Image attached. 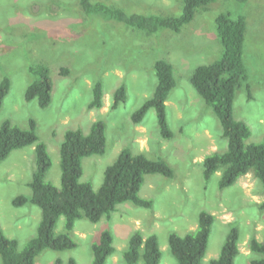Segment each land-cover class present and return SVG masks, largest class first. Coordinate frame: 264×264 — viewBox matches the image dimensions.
<instances>
[{
	"label": "rangeland",
	"instance_id": "374dc122",
	"mask_svg": "<svg viewBox=\"0 0 264 264\" xmlns=\"http://www.w3.org/2000/svg\"><path fill=\"white\" fill-rule=\"evenodd\" d=\"M94 1L129 14L149 12L175 17L181 10V0ZM221 13L233 18L241 15L246 20L244 65L248 79L236 92L234 118L250 130L245 146L259 144L264 140V0L245 4L217 0L196 11L193 21L179 33L165 30L151 35L114 20L86 15L79 0H0V82L5 77L11 82L0 109V127L10 121L27 130L29 121H35L39 142L46 145L52 162L45 177L47 183L61 186L59 148L65 134L81 131L88 135L99 119L106 125L105 153L82 160L81 183H89L98 191L106 168L125 149L150 160L162 159L174 173L172 179L144 177L139 196L153 202L151 209L125 203L110 219L103 218L97 224L78 220L69 233L77 247L65 252L45 250L35 264H54L57 259L67 264L70 258L76 264H91V247L107 230L113 237L115 253L106 264H125L123 253L135 232L144 237L155 234L162 254L160 264H176L168 236L193 233L202 211L215 220L200 264H210L219 256L232 229L239 232L235 264H250V239L264 243V211L258 209L264 202L263 188L252 173L224 190L218 187L221 172L204 181V158L225 152L227 141L212 108L189 81L196 67L209 65L222 55L215 25ZM159 60L171 63L175 80L166 101L167 121L173 133L170 140L161 138L154 110L148 111L141 124L132 121L133 113L154 93V64ZM39 64L48 67L53 84L47 108H40L36 100L27 103L24 99L26 89L36 79L29 68ZM97 82L103 86V107L90 111L88 105ZM120 86L126 89V101L111 110L113 93ZM35 167L34 146L13 151L0 163V230L18 242L19 251L36 236L41 211L30 203L16 208L12 201L18 196H31L28 184ZM63 233L64 218H60L55 235Z\"/></svg>",
	"mask_w": 264,
	"mask_h": 264
},
{
	"label": "trees",
	"instance_id": "16d2710c",
	"mask_svg": "<svg viewBox=\"0 0 264 264\" xmlns=\"http://www.w3.org/2000/svg\"><path fill=\"white\" fill-rule=\"evenodd\" d=\"M217 0H181L180 14L164 17L149 12L126 13L123 9L107 5L100 1L79 0L83 13L98 16L104 20H114L135 31L149 35L161 31L179 33L190 24L196 11L204 10ZM245 4L249 0H233ZM216 35L222 46L220 59L209 65L196 67L190 78V84L203 100L210 106L219 120L222 137L227 141V150L213 153L202 162L203 179L208 182L213 175L221 172L218 182L220 190L232 187L240 178L252 173L264 192V140L259 144L245 146L250 137L249 128L234 118V99L238 89L248 79L244 65V42L247 31L243 16L233 18L229 13H221L215 18ZM157 84L151 98L147 99L132 115L135 124H141L149 110H154L159 134L162 139L170 140L173 133L167 121L166 101L175 87L173 66L168 61L159 60L154 64ZM36 77L25 91L27 103L37 101L40 108H47L52 100L53 84L50 72L43 64L29 68ZM63 74L67 70L63 69ZM11 82L3 78L0 82V109L10 92ZM247 90L249 87L246 85ZM103 86L97 82L92 89V100L88 109L99 111L103 107ZM126 101V89L120 86L113 93L111 110L117 109ZM106 125L102 120L95 121L88 135L81 131H69L60 144L61 186L59 188L45 181L52 162L46 145L39 142L36 123L29 121V129H21L5 121L0 127V163L16 150L34 146L36 167L28 184L30 197L18 196L12 201L16 208L30 203L41 211V220L36 229V236L22 251L18 242L5 237L0 230L1 264H35L36 258L45 250L65 252L74 250L77 245L71 239L76 221L86 219L92 224L103 218L110 219L119 205L131 203L137 208L151 209L153 202L139 196L146 175H160L166 179L174 176L170 165L162 160H150L144 155H133L129 150H122L116 160L104 172L103 183L94 191L89 183H81L82 160L90 156H102L106 148ZM264 211V202L258 204ZM60 218H64L66 233L55 235V227ZM215 217L207 212H200L197 228L193 233L168 236L170 253L176 264H200L204 259L209 243ZM239 232L232 229L227 235L219 256L210 264H235L239 255ZM250 264H264V243L251 238L248 243ZM91 264H106L115 253L113 237L107 231L101 232L98 242L91 247ZM161 251L155 234L144 237L135 232L123 253L125 264H160ZM54 264H63L61 259ZM67 264H76L73 258Z\"/></svg>",
	"mask_w": 264,
	"mask_h": 264
}]
</instances>
